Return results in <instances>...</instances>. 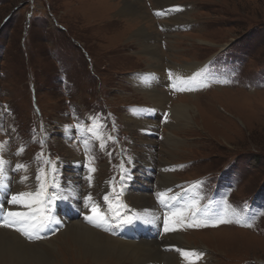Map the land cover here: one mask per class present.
<instances>
[{"label": "rangeland", "instance_id": "obj_1", "mask_svg": "<svg viewBox=\"0 0 264 264\" xmlns=\"http://www.w3.org/2000/svg\"><path fill=\"white\" fill-rule=\"evenodd\" d=\"M122 1L0 0V178L6 180L7 170L16 190L62 194L55 187L71 171L63 161L82 158L88 172L75 182L79 202L72 193H63L66 198L83 206L88 188L102 207L112 200L125 211L133 202L129 185L153 187L155 195L153 185L168 174L166 212L187 240L181 245L193 248L175 246V237V244H165L178 264H264V0H138L147 12L141 23L130 21L133 14H119ZM140 26L153 34L157 59L146 56ZM159 60L161 69L152 67ZM151 72L155 79L163 76L155 87L164 97L158 117L151 113L156 132L148 133L128 115L155 110L153 90L140 82ZM180 102L190 105L192 119L179 116ZM61 126L75 134L71 142L59 136ZM130 160L135 172L128 171ZM132 175L135 185L129 183ZM183 190L191 196L182 199ZM175 194L180 202L169 210ZM231 199L228 216L216 220L208 213L206 226L191 222L190 214L206 209L208 201ZM39 200L14 209H43ZM48 200L50 213H57L58 198ZM61 233L55 244L59 264H136L129 256L109 254L95 262L65 253L73 244ZM236 241L246 247L229 248Z\"/></svg>", "mask_w": 264, "mask_h": 264}, {"label": "bare ground", "instance_id": "obj_2", "mask_svg": "<svg viewBox=\"0 0 264 264\" xmlns=\"http://www.w3.org/2000/svg\"><path fill=\"white\" fill-rule=\"evenodd\" d=\"M174 1H179V0H174ZM145 9L146 8L144 7V5L140 4L138 0H123L122 5L119 8L118 12L121 15L133 14L135 16H133L134 18L129 17L130 21L132 20L137 22L136 19H140L139 23H141L142 18L139 16L141 14L147 13L144 11ZM147 19L149 20L148 17ZM138 33L140 34L139 36H141L142 40H146V43L143 42V46H145V50H146L145 52L148 54L146 56L149 57V59L151 60L155 59V57L157 59L156 51L158 52V44H154L155 38L153 34L149 33L148 30H146L143 26L139 27ZM147 41H149L148 44ZM158 63L159 64L157 66V62L152 61V67L154 68L160 67L161 69V65L163 66V64H161V60H159ZM188 68H192V67L188 66ZM162 80H163L162 75L158 74L155 79L153 72H151L140 81L146 90H153L150 91L149 96L154 101H156L155 102L156 104L154 105L155 110L151 109L147 115L142 114L138 110H136L135 116L128 115V118L130 117L128 120H131L132 123L134 122L139 124L142 123V127L141 126L140 127L144 128V130L147 131L148 133L156 132L155 127L157 121L156 122L154 121L153 115H151L152 111H157V112H153L156 118L158 117L159 112H162L163 106L160 105V100L162 97H164V92L163 90H160L159 88L155 87V85ZM191 107L193 108V110L195 109L196 112V107L192 105ZM175 110L178 112L181 118L190 116V105L187 103L180 102L179 104H177ZM190 118L192 119V116H190ZM89 130L92 134H95L97 131V125L94 123L92 125V128H90ZM74 135L75 134L70 128L61 126V129L59 131V136L65 138L67 142L68 141L71 142L72 141L71 139H74L73 138ZM81 136H82V131L79 133V137ZM81 160L82 158L73 157L72 159L68 158L66 161H63L65 165L70 162L71 163L70 165H72L74 169H72L70 165H66L67 167L71 168V171L66 173L64 179L62 178L61 180L62 183L59 184L58 188L54 186L55 189L62 190L61 191L62 194L56 193L54 192V190H51L47 196L46 195L44 196L43 191L40 190L41 192L38 193L35 189H31L30 187L29 188L26 187L24 190H19V189L16 190L14 189V187L13 188L11 187L12 185H9V182L13 177L12 174H10L9 171L7 170L6 173H3L2 176L4 177V175H6L5 176L6 180L3 181V179L0 178V183L5 185L4 188H0V212L3 209H7V212H14L15 210L17 212L25 213L27 215H32L33 213H35L37 217H40L44 214L45 209L48 208L49 205L48 198L50 197L58 198V206H59L58 209L60 208V210H57L58 212L55 214L49 213L51 219L42 227L41 226H37L35 228L29 227V225L34 222L32 220L25 222L23 226H21L20 224H16L12 227L5 226V224L0 225V263L1 264H30V262L34 264H59V262L61 261V258H58L60 252L56 250L57 247L55 245L56 242L58 241L56 240L57 232H62L61 233L63 234L62 238L63 239L69 238L73 244L70 247H68V250L65 253L74 254L76 252L80 256H83L85 258H91L95 262H100L102 258H105L109 254H112L122 258H124L125 256L132 257L134 258L136 264H178L179 260L177 256L174 255L172 252H168L169 250H167L165 247V244H168L170 246L172 244H175V243H170V239L173 237L177 239L175 246H177L178 244L180 247H187L186 249L187 251H189V249L193 250V248L190 247V244L186 246L185 244L181 245L183 241L185 243L187 242V240H184L186 239L185 236L182 235L183 233H180L179 227L175 223H173L171 218L172 215H170L172 214V212H170L169 214H167L166 212L167 216L163 215L160 212V208H159L160 204H162L165 207L168 202L169 203L171 202V198H170L171 196L169 195L170 192H168L167 189V187L172 186L170 185V183L172 182L169 180L171 178L170 175L165 174V177L162 176L159 179V182L155 184L153 183L154 184L153 186L156 188L155 195L154 193H151L153 187L152 189L146 188V190H142L139 188L136 189L135 186L129 185L128 191L129 190L131 191H129L128 195L132 199L133 201L132 203L134 204V206L131 203L130 206L128 207L130 211L128 212L126 217L124 219H120L119 214L115 210H113V208L111 207L112 204H110L108 200H106L107 204L104 205V207H102V205L98 202L96 195L90 192V189L88 188H86L85 190L88 191L90 194L88 193V195L85 196L83 206L78 207L73 204V201L74 203L79 202V199L77 197V193L79 191L75 182L78 180V176L81 177L88 172L87 171L88 166L86 170H82L81 167H83V164L82 162H80ZM84 167L86 166L84 165ZM98 170L99 169H97L96 171ZM95 174L96 172L93 175L94 182L97 181L99 177L98 175L99 173L96 175ZM66 178L67 181L65 183ZM164 179L165 181L163 183L162 180ZM81 180L82 178H80V181ZM129 183L135 185V183H137V178L134 175H132V177H129ZM93 185L94 184H91V188H94ZM134 189H136V191L133 192ZM32 192H35L37 194L24 197L23 202L17 203L15 206H21L22 208L33 206L31 200H38L40 198L38 204H41L43 209L40 208V205L36 207H30L27 210L22 209V211H19L18 209H14V204L11 202V199L15 195V193L17 195L19 193L32 194ZM63 193H65V195L67 193H72L74 200L70 201L68 198H66V196ZM185 194L186 193H183L182 195ZM153 195H154V199L151 200V196ZM42 197L44 198V201L42 200ZM93 197H94V202H92ZM144 198L149 199L148 205L147 202H144ZM167 199H169L170 201H167ZM157 201L159 202L158 208L156 207ZM88 202L90 206H88L89 205ZM61 211L64 212L62 213L64 215L61 214ZM97 216H102L103 220L100 221L96 219ZM87 217H93V219L96 222L95 223L89 222ZM7 219H11V218H7ZM126 220H131L134 222L136 226V231L139 234L138 239H129L125 236H122V233H120V230H118L117 228L118 222L126 221ZM162 220H165V223H167V228H168L167 231L165 230L166 224L164 226L160 224V221ZM21 227H23V230H17L18 228ZM103 227L106 230L103 229ZM25 231L29 234L25 235L24 234ZM155 231L159 232L158 236H156ZM36 239L41 241H38L37 243L29 242V241L35 242L37 241ZM209 240L211 241V239H207V241ZM230 243L231 245L229 246V248L245 246L244 243H237V241ZM202 244L205 245L204 243ZM162 248H165V250H163ZM204 261H205L204 264L208 262L207 259H204Z\"/></svg>", "mask_w": 264, "mask_h": 264}, {"label": "snow or ice", "instance_id": "obj_3", "mask_svg": "<svg viewBox=\"0 0 264 264\" xmlns=\"http://www.w3.org/2000/svg\"><path fill=\"white\" fill-rule=\"evenodd\" d=\"M2 161H0V165H2ZM18 167H23L22 165L18 166ZM2 170V169H0ZM5 185H3L2 183H0V188H4ZM31 193H19L17 195H14L11 199V202L13 204H17V203H22L23 202V198L26 196H31ZM52 200L55 199V197H51ZM107 199V198H106ZM51 209L50 208H46L45 212L42 216L37 217V215L35 213H33L32 215H27L25 213H21V212H8L6 215L8 218L11 219H6L5 220V226H9L12 227L16 224H20L21 226L24 225L25 222L32 220L34 221L32 224L29 225V227L35 228L37 226H44L50 219L51 216L49 215ZM87 219L89 220V222H93L95 223L96 221L93 219V217H87ZM96 219L102 221L103 217L102 216H97ZM98 226V225H97ZM249 227L251 226L250 224L248 225ZM17 230H23V228H18ZM165 230L167 231V223L165 225ZM25 235H28L29 233H27L25 231L24 233ZM183 255H185L186 257H196L199 258V254L195 253V252H182Z\"/></svg>", "mask_w": 264, "mask_h": 264}]
</instances>
